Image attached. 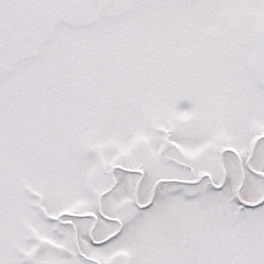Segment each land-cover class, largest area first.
I'll use <instances>...</instances> for the list:
<instances>
[{
  "label": "snow or ice",
  "instance_id": "1",
  "mask_svg": "<svg viewBox=\"0 0 264 264\" xmlns=\"http://www.w3.org/2000/svg\"><path fill=\"white\" fill-rule=\"evenodd\" d=\"M0 264H264V0H0Z\"/></svg>",
  "mask_w": 264,
  "mask_h": 264
}]
</instances>
